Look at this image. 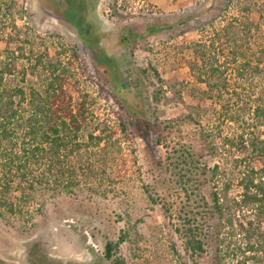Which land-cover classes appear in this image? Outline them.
Returning <instances> with one entry per match:
<instances>
[{
  "label": "rangeland",
  "instance_id": "1",
  "mask_svg": "<svg viewBox=\"0 0 264 264\" xmlns=\"http://www.w3.org/2000/svg\"><path fill=\"white\" fill-rule=\"evenodd\" d=\"M13 1L0 0V52L8 47L14 23L36 37L43 52L69 62L71 88L90 95L95 116L113 133L112 147L102 157L106 165H98L104 181L83 186L75 195L46 200L29 222L0 218V264H110L104 257L106 243L121 234L127 236L119 250L127 264H192L173 228L179 217L169 222L163 204L179 210L187 202L185 188L199 190L211 204L218 186L208 175L185 185L179 180L176 158L191 151L208 168L219 165L223 181L234 178L230 196L240 192L237 165L224 145L232 129L217 118L218 106L203 99L200 92L206 87L191 75L192 47L213 36L212 30L227 26L232 16L243 14L254 25L252 33L246 37L233 25L230 34L222 36L221 49L232 52L228 38L233 36L251 60L264 38L261 14L237 13L223 0H72L78 9L76 20L84 21L82 32L59 14L60 9L52 10L50 0ZM213 18L214 28L205 25ZM128 63L146 72L137 82L139 89L131 86ZM250 82L258 85L259 79L249 77L245 89L251 92ZM129 106L135 108L137 119ZM133 120L135 126L125 133L120 130V123ZM217 128L212 143L209 135ZM259 132L264 137V126ZM212 255L210 250L200 264H211Z\"/></svg>",
  "mask_w": 264,
  "mask_h": 264
},
{
  "label": "trees",
  "instance_id": "2",
  "mask_svg": "<svg viewBox=\"0 0 264 264\" xmlns=\"http://www.w3.org/2000/svg\"><path fill=\"white\" fill-rule=\"evenodd\" d=\"M66 1L71 8L66 5L59 14L83 32L84 21L76 20V5ZM235 1L222 3L226 8L236 7L237 13L258 11L264 34V0H240L237 5ZM242 15L232 16L227 26L212 30L213 36L192 47L191 75L206 87L200 92L203 99L218 106L217 118L232 129L224 137V145L237 165L240 189L237 197H231L233 176L223 181L220 166L208 168L196 153L184 151L176 158L179 180L185 185L208 175L218 186L211 193V204L192 188H185L187 202L179 210L163 204L169 222L173 223L174 215L179 217L173 228L192 264H200L210 250L211 264H264V137L259 132L264 126V38L251 60L244 57L242 45L233 36L228 38L232 52L225 54L221 49L222 36L230 34L233 25L246 37L252 33V21ZM215 19L205 25L214 28ZM12 31L7 35L8 47L0 52V218L29 222L46 200L75 195L83 186L96 187L104 181L98 165H106L102 157L112 147L113 132L95 116L90 95L71 88L69 62L43 52L37 38L15 23ZM122 41L130 44L127 38ZM127 68L131 86L139 89L137 82L145 70H136L130 63ZM250 72L253 76H248ZM249 77L259 79L258 85L249 83L251 92L245 89ZM159 95L154 93V99ZM129 111L137 119L135 108L129 106ZM119 126L125 133L135 122ZM219 130L209 135L212 143ZM160 131L158 142L162 144L164 130ZM212 147L215 151L214 144ZM149 197L156 201L153 195ZM126 241L127 236L121 234L117 241L106 243L104 257L110 264H127L119 252Z\"/></svg>",
  "mask_w": 264,
  "mask_h": 264
},
{
  "label": "flooded vegetation",
  "instance_id": "3",
  "mask_svg": "<svg viewBox=\"0 0 264 264\" xmlns=\"http://www.w3.org/2000/svg\"><path fill=\"white\" fill-rule=\"evenodd\" d=\"M66 0H50V7L52 10L56 9L62 11L65 10L66 5H68ZM71 8V6L68 5Z\"/></svg>",
  "mask_w": 264,
  "mask_h": 264
}]
</instances>
